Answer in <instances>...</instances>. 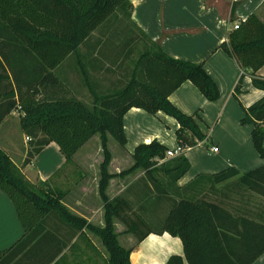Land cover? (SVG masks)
Returning <instances> with one entry per match:
<instances>
[{
  "label": "trees",
  "instance_id": "obj_1",
  "mask_svg": "<svg viewBox=\"0 0 264 264\" xmlns=\"http://www.w3.org/2000/svg\"><path fill=\"white\" fill-rule=\"evenodd\" d=\"M132 9L130 0H0V124L18 110L21 129L29 137L20 166L0 146V190L13 201L24 228L23 235L12 246L0 249V264L53 261L62 246H53L48 238L51 244L48 257L43 249H38L46 236V215L48 218L56 215L95 232L108 251L107 264H132V248L119 241L116 220L138 241L151 233L168 232L181 237L185 257L173 254L165 264H186L185 261L188 264H252L264 253L263 221L247 212L234 213L203 197L177 199L170 195L174 191L172 183L190 169L184 152L159 165L166 159L168 148L153 140L136 147L131 168L120 174L109 172L112 156L107 149L106 133L125 146L123 117L130 108L140 107L152 114L163 111L173 116L180 124L176 134L185 151L204 140L206 134L194 115L186 114L171 102L170 94L190 80L208 100L220 98V89L203 64L168 55L159 42L150 39L132 22ZM119 14L136 26L152 46L140 58L141 80H136L139 75L134 69L125 86L104 91L103 86L91 83L89 67H95L97 61L100 71L111 72L104 61H107L103 57L105 53L98 50L102 57L99 55L94 62L85 61L88 55L80 53L79 48L88 43L93 32ZM99 43L98 40L95 44ZM222 48L236 59L242 70L251 69L253 85L264 91V76L257 73L264 65V20L257 13L249 15L228 33V41ZM71 56L77 57L83 80L94 97L92 106L73 94L59 72ZM242 79L243 75L235 87L236 96L242 91ZM242 122L254 126L252 139L264 159V96L245 110ZM98 133L105 149L99 180L105 211L103 227L70 215L62 203L63 192L50 188L48 180L34 184L22 172L51 142L59 146L69 161ZM138 168L146 170L145 176L110 199L106 193L110 179ZM158 174H165L167 181ZM201 177L208 178L213 188L227 182L228 191H248L264 197V165L244 173L231 167L212 175H199L183 190H188ZM135 186L142 193L136 209L128 198L131 193L135 194ZM162 210L165 214L160 217Z\"/></svg>",
  "mask_w": 264,
  "mask_h": 264
},
{
  "label": "crops",
  "instance_id": "obj_2",
  "mask_svg": "<svg viewBox=\"0 0 264 264\" xmlns=\"http://www.w3.org/2000/svg\"><path fill=\"white\" fill-rule=\"evenodd\" d=\"M133 4L131 20L153 41L159 42L162 49L170 56L202 63L205 70L217 83L220 98L208 100L198 87L190 80L184 81L169 96L171 102L181 111L194 115L206 134V138L185 151L190 162V169L172 183L174 198H205L216 202L234 212L251 213V208L243 200L247 194L225 189L227 182L216 184L201 177L188 189L185 186L199 175H212L234 167L244 173L264 165V159L257 151L252 131L254 126L243 123L245 110L264 96V91L252 83L251 69L242 70L238 62L222 44L228 41V33L234 29L236 22L245 21L252 13H257L264 20V0H130ZM235 18L233 21L232 18ZM99 70V69H98ZM264 76V65L257 71ZM243 75L242 91L236 96L235 87ZM100 86V84H99ZM101 87V86H100ZM19 113L20 111L16 110ZM15 111L0 124L2 142L0 146L20 166L26 156L28 143L20 125V119L14 124ZM125 146L119 145L112 150L109 172L120 174L134 165L133 154L138 145L157 140L168 150L180 146L176 131L179 122L171 115L158 111L149 113L143 108L132 107L123 117ZM23 135L24 150L18 149V143L7 135L11 131ZM16 128V129H15ZM94 136L84 144L67 161L55 142L46 145L36 155L32 163L22 169L24 175L34 184L48 180L50 188L61 187L64 197L62 203L68 213L97 227L105 225L104 204L100 196V164L103 161L99 149L91 146ZM8 145L10 148L6 147ZM20 145V144H19ZM218 147V151H213ZM48 149L54 157L48 160ZM19 150V153H16ZM18 155L19 160L15 159ZM161 160L159 165L180 155ZM64 169L71 172L66 176ZM64 174H63V173ZM60 173L63 175L59 180ZM146 171L114 176L110 179L106 193L110 199L124 191L145 176ZM159 176V175H158ZM135 194L128 198L139 206L142 193L135 186ZM139 194L138 196H136ZM231 203L233 205H231ZM236 203V204H235ZM134 209V210H135ZM258 217L263 214L258 208L253 209ZM165 211L158 215L163 217ZM45 218L46 236L38 249L48 257V238L53 246H62L60 253L50 264H107L108 251L102 239L87 226L78 227L60 219L56 215ZM49 221V224H48ZM126 227L116 220L119 241L127 248H132V264H165L173 254L185 257L184 243L181 237L168 232L151 233L138 241L136 237L125 232ZM50 231V234H48ZM24 233L23 225L11 198L0 190V249L12 246ZM186 264L187 261H185ZM252 264H264V253Z\"/></svg>",
  "mask_w": 264,
  "mask_h": 264
},
{
  "label": "rangeland",
  "instance_id": "obj_3",
  "mask_svg": "<svg viewBox=\"0 0 264 264\" xmlns=\"http://www.w3.org/2000/svg\"><path fill=\"white\" fill-rule=\"evenodd\" d=\"M98 40L100 41V43L96 45L95 43H97ZM151 46L152 42L146 37H143L136 26L132 24L130 25L127 19L122 14H119L118 18H112L111 22L108 23V25H106L105 27H101L97 31L93 32L88 43L86 45L80 46L79 52L84 55H88V59H85V61L91 59L93 60V62L96 59L98 60L100 56L102 57L98 50H102L103 54L105 53V56L103 57L106 58L107 61H104L106 65L109 64L112 71L106 72L104 70H98L97 61H95L96 66L89 67V73L91 83L100 84L101 86H103L102 89L106 91L107 88L112 89L113 86L116 88H122L123 86H125V84H127V82L131 79V75L134 69L139 75L141 69V55L144 53V51L150 49ZM105 63L104 67L106 66ZM59 72L65 82L72 89L73 94L82 99L88 105L92 106L94 103V97L83 80L82 73L77 62V57L71 56L70 58H68L60 68ZM136 80H141L140 75L137 76ZM139 95L140 94L138 93L137 96ZM14 116V120L12 121H14L15 124V121L17 122L20 119V115L15 111ZM16 125L17 124H15V126ZM1 134L2 131L0 132V143L3 140ZM8 134L9 137L13 138L14 142L18 143V149L21 147V150H24L25 147L23 142L25 138L23 137V135L20 132L19 134L15 133L14 128L11 131H7V135ZM106 136L107 149L112 156V150L118 149L119 147L117 146L121 144L114 136H112L108 132L106 133ZM25 141L28 142L27 139H25ZM90 144L95 149H99L100 157L103 160L105 157V149L101 140V134H96ZM6 147L10 148L8 145H6ZM16 153L20 154L19 150H17ZM50 157L55 158L52 149H48V160H50ZM14 158L19 160L18 155H16V157ZM140 170L145 169L138 168L133 171L132 174ZM64 172L66 173V176L71 173L68 172L67 169H64ZM62 176L63 175L60 173L59 180L62 178ZM116 176L125 177V174ZM159 177L165 182L167 181V177L165 176V174H160ZM41 183L42 182L38 184ZM54 190H57L59 192L64 191L60 186L55 188ZM244 193L247 194L243 197V200L247 205L249 203L248 206L251 208V213L249 214L255 219L264 222V197L259 196L253 192L244 191ZM233 204L231 203V205ZM255 208H258V210H262L263 214H261L260 217L254 214L255 211L253 209Z\"/></svg>",
  "mask_w": 264,
  "mask_h": 264
},
{
  "label": "built area",
  "instance_id": "obj_4",
  "mask_svg": "<svg viewBox=\"0 0 264 264\" xmlns=\"http://www.w3.org/2000/svg\"><path fill=\"white\" fill-rule=\"evenodd\" d=\"M240 25V21L236 22L235 25H234V29H237ZM27 141L29 140V137H26ZM213 151H218V147H213L212 148ZM184 151V148L180 145L177 149L175 150H172V149H169L167 151V156L169 157H173L175 156L178 152H183Z\"/></svg>",
  "mask_w": 264,
  "mask_h": 264
}]
</instances>
